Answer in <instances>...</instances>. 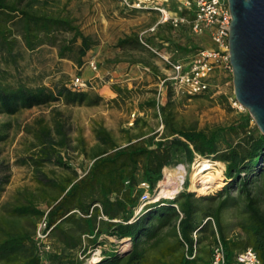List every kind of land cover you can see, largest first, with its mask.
<instances>
[{"label":"trees","instance_id":"trees-1","mask_svg":"<svg viewBox=\"0 0 264 264\" xmlns=\"http://www.w3.org/2000/svg\"><path fill=\"white\" fill-rule=\"evenodd\" d=\"M60 4L61 0H0V50L12 55L18 44L15 36L18 33L28 51L33 52L44 45L58 47L59 58L76 55L77 65L81 66L83 58L97 45V41L85 35L64 8H60ZM66 33L71 38L61 41L59 36ZM117 46L121 49L143 47L138 35L120 39ZM114 90L122 93L117 87ZM101 101L102 98L96 94L73 90L62 83L51 89L11 85L0 80V114L8 116L20 110L50 107L58 103L91 107ZM54 111L56 117L52 119V126L38 121V127L32 132L35 152L30 157V163L40 173L46 163H53L71 173L61 180L43 174L39 179L40 199L34 193L22 194V201L18 200L8 210L10 216L35 220H40L48 211L51 236L60 244V250L48 256L49 264H82L74 252H84L86 240L93 248L100 245L98 237L101 234L120 241L127 240L131 248L126 252L117 250L105 254L94 264H209L199 256L204 249L197 248L195 257L191 258L194 245L204 242V235L210 227L212 229L208 218L213 220L229 259L236 252L251 247L264 264V135L254 136L248 130L250 117L229 127H219L209 134L195 129H175L166 118L171 132L169 135L161 134L157 147H153L152 140L149 143L129 140L126 145H119L111 132L97 123L93 128L97 144L92 148L90 165L80 177L61 155V151L70 145V138L66 122L58 117L57 110ZM241 134H244L241 142L223 151L219 149L220 137H238ZM178 137L187 143L178 141ZM7 138L6 130L0 127V143ZM79 140L83 144V139ZM177 143L190 145L192 153L225 164L228 183L213 196L201 195L203 197L195 199L192 194L184 192L173 200L147 204L135 215L144 192L139 184L146 182L150 193L153 191L162 179L164 168L173 163ZM139 173L142 181H138ZM258 182L261 184H256ZM7 183L8 179L0 176V198ZM38 200L46 203V211L38 207ZM205 201H215L216 204L204 208L202 203ZM240 204L243 206L242 230L245 238L228 239L222 224L223 212ZM74 210L81 216L70 214ZM164 229H169V234L162 235ZM0 231V262L40 263L34 233ZM195 231L198 233L197 240L193 239ZM166 235H172L174 242L160 249L155 259H149V251L159 248ZM211 235L214 243L215 230H211ZM209 253L210 250L204 252L205 255Z\"/></svg>","mask_w":264,"mask_h":264},{"label":"rangeland","instance_id":"rangeland-1","mask_svg":"<svg viewBox=\"0 0 264 264\" xmlns=\"http://www.w3.org/2000/svg\"><path fill=\"white\" fill-rule=\"evenodd\" d=\"M60 8H64L85 35L97 41V45L85 56L83 67L77 65L76 55L65 59L59 58L58 47L44 45L33 52L28 51L20 35L16 33L18 44L14 53L8 55L0 50V80L11 85L45 86L53 89L58 83L69 87L72 79L80 76L86 81H91L95 89L107 92L103 93V100L96 108L85 105L65 106L58 103L50 107L20 110L12 116L0 114V127H4L8 134V138L0 143V176L8 179L0 198V229L33 234L39 220L10 216L9 208L17 204L18 200L22 201V194L34 193L39 198L41 188L39 179L43 174L61 180L71 173L53 163H46L40 173L30 163V157L35 152L32 132L38 127V121L52 126V119L56 117L54 110H57L60 114L58 117L66 122L70 138V145L61 151V155L70 168L78 172L84 171L91 163L92 148L97 144L93 128L97 123L105 125L117 143L122 146L129 140H143L147 143L152 140L153 147H157L161 134L169 135L171 132L166 118L169 125L175 129L181 131L195 129L209 134L219 127H229L250 117L248 130L254 136L262 134L249 111L240 105H235L232 72L217 76L214 79L216 88H212L205 95L188 97L170 88L160 91L157 77L165 74L162 62L141 46H129L124 49L117 46L120 39L136 37L155 24V20L147 14L125 13L117 0H61ZM156 36L164 40L178 39L179 44L191 43L194 45L191 52L212 46L208 36H195L188 28L175 32L166 26L158 31ZM156 36H149L148 39L154 42ZM59 38L61 41L69 40L71 35L61 34ZM181 53L186 55L188 51L182 50ZM90 61L98 65L96 73L89 67ZM112 65H114L113 70H111ZM116 87L122 93H116L114 90ZM81 138L83 144L80 143ZM243 138L244 134L238 137L234 135L220 137L219 149L223 151L228 149V146H235ZM177 139L187 143L181 137ZM189 146L176 144L173 163L164 168L162 179L156 183L150 193L149 204L159 200H173L184 192L192 194L195 199L203 197L201 195L213 196L228 183L225 176L226 167L222 162L221 165L215 166L220 173H214L218 178V185L212 191H207L199 181L194 180L195 163L198 160L206 159L210 163L219 161L203 157L196 152L192 153L189 151L192 147ZM167 172L172 180L168 181L170 184L164 182L166 185L160 186V182L166 181ZM138 181H142L141 173L138 175ZM175 188L176 192L171 198L163 192ZM38 204L41 210H47L45 202L38 200ZM215 204V201H205L202 206L206 208ZM262 207L264 208V197H262ZM242 209L243 206L240 204L223 212L222 224L228 239L245 238L242 230L244 220ZM208 219L210 226L215 230L216 238L214 222L211 218ZM212 229L209 228L204 235V242L199 246L200 249L205 250L203 253L209 251L213 245ZM168 232L169 229H164L161 234L165 235ZM174 240L172 235H166L165 241L159 248L149 251V259L153 260L159 256L160 249L172 244ZM51 242L53 250L58 252L60 244L54 236L51 237ZM98 242L104 249L103 255L120 251L126 242L130 244L127 240L120 241L107 234H101ZM85 244L84 252L80 250L74 252L75 257L82 264H87L84 257H88L89 250L93 249L87 240ZM0 264L9 263L0 262Z\"/></svg>","mask_w":264,"mask_h":264},{"label":"built area","instance_id":"built-area-1","mask_svg":"<svg viewBox=\"0 0 264 264\" xmlns=\"http://www.w3.org/2000/svg\"><path fill=\"white\" fill-rule=\"evenodd\" d=\"M125 13H155L157 22L138 35L140 44L157 57L165 68V74L158 76L160 91L172 89L188 97H196L209 93L214 86V79L222 73L232 72L229 54L230 24L232 14L229 0H117ZM168 25L174 31L188 28L195 36L206 35L212 42L211 47L199 48L188 56L187 60L174 59L161 47L152 44L148 37L154 36L161 26ZM168 44L164 45L165 47ZM176 50L175 53H178ZM93 72L98 71L94 61L89 62ZM69 87L77 91H88L95 87L89 80L80 76L75 77ZM235 105H239L235 102ZM241 107V106H240ZM80 177L85 173L78 172ZM129 182H126L128 184ZM139 188L144 192L140 198V205L135 210L138 214L149 204L150 187L141 182ZM46 211L39 220L34 232L33 240L39 256V264H49L48 256L54 252L51 242L52 227L48 225ZM81 214L74 210L70 214ZM100 218L106 219L104 216ZM197 231L193 232V239L197 240ZM131 245V243H130ZM122 248V247H121ZM101 245L89 250L85 256L87 264H94L103 256ZM197 245H194L193 256L196 255ZM121 251V250H120ZM209 264H262L253 248L247 247L228 258L226 248L218 234L211 248Z\"/></svg>","mask_w":264,"mask_h":264},{"label":"water","instance_id":"water-1","mask_svg":"<svg viewBox=\"0 0 264 264\" xmlns=\"http://www.w3.org/2000/svg\"><path fill=\"white\" fill-rule=\"evenodd\" d=\"M235 99L264 135V0H229Z\"/></svg>","mask_w":264,"mask_h":264},{"label":"crops","instance_id":"crops-1","mask_svg":"<svg viewBox=\"0 0 264 264\" xmlns=\"http://www.w3.org/2000/svg\"><path fill=\"white\" fill-rule=\"evenodd\" d=\"M148 15V17H151V19H154L155 20V23L157 22V20H158V15L157 14H155V13H149V14H147ZM169 27L170 29H172L170 26H168V25H163V26H161L160 28H159V32H160V30H162V29H164L165 27ZM173 30V29H172ZM175 32H177V31H175ZM157 34V33H156ZM154 36H156V35H154ZM150 41V40H149ZM152 44H154V45H156V46H159V47H161L162 48V50H164V51H166V52H168L169 54H171L173 57H174V59H181V60H187L188 59V56H189V54L191 55L193 52H191V49H193V46L194 45H192L191 43H188V44H179V40L177 39H175V38H173V39H169V40H164V39H161V38H159L158 36H156L155 37V41L154 42H152V41H150ZM166 44H168L166 47L164 46V45H166ZM183 46V47H180V46ZM183 48V51H184V49H187L186 51H188V54H183V53H181V49ZM176 50H179L178 51V53H175L176 52ZM181 50V51H180ZM85 59V57L83 58V60ZM128 65H129V63H128ZM81 67H83V64L81 65ZM114 69V65H112V67H111V70H113ZM93 79V81H96L94 78H92ZM97 82V81H96ZM103 90H97V89H92V90H88L87 92H89L90 94H96V95H98V96H100L101 98H102V100H103V93H106L107 91H105L104 90V92H102ZM109 91V90H108ZM99 105H97V106H91V108H96V107H98ZM105 126V125H104ZM216 229V228H215ZM200 246V245H199ZM198 245H197V248L200 250V247H199ZM211 248H212V246H211ZM211 248H210V252H211ZM199 256H202L203 258H205L208 262L210 261V256H211V253H209V254H207V255H205L204 253H199Z\"/></svg>","mask_w":264,"mask_h":264},{"label":"bare ground","instance_id":"bare-ground-1","mask_svg":"<svg viewBox=\"0 0 264 264\" xmlns=\"http://www.w3.org/2000/svg\"><path fill=\"white\" fill-rule=\"evenodd\" d=\"M218 165H221V163L220 162L210 163L206 159L198 160L195 163L196 173L194 176V180L199 181L200 184L207 191H212L218 185V178L216 177V175H214L215 172L217 174L220 173V170L215 168V166H218ZM165 180L166 181L160 182V186H165L168 183V181L172 180L170 177V174L168 172L165 174ZM164 182L166 184H164ZM168 184H170V182ZM163 192L167 197L171 198V197H173L174 193L176 192V188L169 191V192H167V191H163ZM130 248H131V245L128 242H126L124 244V246H122L121 250L123 252H126Z\"/></svg>","mask_w":264,"mask_h":264}]
</instances>
